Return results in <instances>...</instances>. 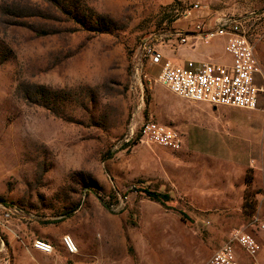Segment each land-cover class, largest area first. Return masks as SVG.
<instances>
[{
	"label": "rangeland",
	"instance_id": "rangeland-1",
	"mask_svg": "<svg viewBox=\"0 0 264 264\" xmlns=\"http://www.w3.org/2000/svg\"><path fill=\"white\" fill-rule=\"evenodd\" d=\"M221 19L242 22L264 90V0H0V264H75L62 237L89 231L128 245L147 232L136 239L186 261L201 247L209 264L236 228L260 246L236 247L238 263L264 264V91L255 110L214 108L158 81L167 62H228L214 59L227 36L206 38ZM150 120L183 147L140 142Z\"/></svg>",
	"mask_w": 264,
	"mask_h": 264
},
{
	"label": "built area",
	"instance_id": "built-area-1",
	"mask_svg": "<svg viewBox=\"0 0 264 264\" xmlns=\"http://www.w3.org/2000/svg\"><path fill=\"white\" fill-rule=\"evenodd\" d=\"M219 24L217 31L206 38L212 40L218 36H227L224 51L231 59L230 63H216L210 60H189L182 64L167 62L162 66L158 81L173 94L189 101L205 103L214 108L255 110L264 90L257 84L261 68L254 45L248 39L241 21L221 19ZM188 37L194 40L192 47H196L201 38L198 33L192 32L186 34L181 41L185 43ZM163 58L160 50L150 51V60L153 64H160ZM140 135L142 143L156 144L174 150L183 147V138L178 131L153 120L142 125ZM62 242L70 255L78 254V245L72 236H63ZM236 247L251 257H256L260 250L253 236L241 228H236L231 232L228 241L214 252L209 264H239ZM33 248L47 255L54 254L53 246L41 239L33 241Z\"/></svg>",
	"mask_w": 264,
	"mask_h": 264
},
{
	"label": "crops",
	"instance_id": "crops-1",
	"mask_svg": "<svg viewBox=\"0 0 264 264\" xmlns=\"http://www.w3.org/2000/svg\"><path fill=\"white\" fill-rule=\"evenodd\" d=\"M211 52V50H207ZM216 52L222 57H215V61L228 59L230 63L231 59L225 53L223 48L216 49ZM226 55L228 57H226ZM189 58L197 59L195 54L190 53ZM222 62V61H221ZM220 159H222L220 157ZM199 193H204V199H215L212 197L213 190L208 188L198 187ZM216 190V189H215ZM139 234V235H137ZM147 232H134L128 235L131 239V245H128L126 240V235L123 236V241H106L98 240L97 235L93 231L86 232L84 234V241L80 240V236H77L78 244V254L69 255L70 259L75 262V264H202L199 263L206 256V252L203 248L187 249L186 251L192 254H198L200 251L204 253V256L200 259L194 258L190 261L182 259L181 254L185 250H180V248H174L171 250L164 249L163 246H149L146 242L137 240L136 238L146 236ZM59 233H52V237H60ZM48 240H51L47 238ZM36 250V249H35ZM37 251V250H36ZM56 253V252H55ZM173 254L178 257L173 259ZM172 255V257H170ZM37 257V256H35ZM38 258V257H37Z\"/></svg>",
	"mask_w": 264,
	"mask_h": 264
},
{
	"label": "trees",
	"instance_id": "trees-1",
	"mask_svg": "<svg viewBox=\"0 0 264 264\" xmlns=\"http://www.w3.org/2000/svg\"><path fill=\"white\" fill-rule=\"evenodd\" d=\"M175 2H179V0H175ZM147 196L156 202L161 203L162 205H165L166 203L173 200L170 194L168 193H160V192H153V191H145Z\"/></svg>",
	"mask_w": 264,
	"mask_h": 264
}]
</instances>
